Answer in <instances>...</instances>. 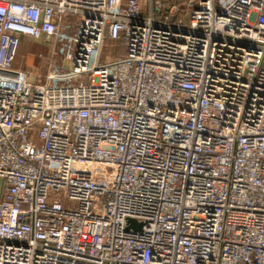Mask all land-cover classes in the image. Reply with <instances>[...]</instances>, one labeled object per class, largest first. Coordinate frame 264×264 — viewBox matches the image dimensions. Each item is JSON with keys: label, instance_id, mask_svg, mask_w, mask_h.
Listing matches in <instances>:
<instances>
[{"label": "built area", "instance_id": "obj_1", "mask_svg": "<svg viewBox=\"0 0 264 264\" xmlns=\"http://www.w3.org/2000/svg\"><path fill=\"white\" fill-rule=\"evenodd\" d=\"M145 4L0 0V264H264V0Z\"/></svg>", "mask_w": 264, "mask_h": 264}, {"label": "rangeland", "instance_id": "obj_2", "mask_svg": "<svg viewBox=\"0 0 264 264\" xmlns=\"http://www.w3.org/2000/svg\"><path fill=\"white\" fill-rule=\"evenodd\" d=\"M140 1H141V9L144 10L145 12L146 11L145 3H143V0ZM165 1L167 4L166 8H170L169 11L173 12L175 10L173 4H175L176 1L177 3H182V2L185 3L187 0H165ZM178 11L180 12V10ZM179 12L177 13L180 14ZM115 47L116 48H113L112 44L110 43L105 44L103 48V57L105 58L104 60H106L107 62H112L117 57H121L124 55V48L120 43L115 44ZM49 53H50V49L48 45L45 44L44 42H41L40 45L34 43L30 44L25 50L23 57H21L20 59V63H21L20 68L33 73L42 72L46 65Z\"/></svg>", "mask_w": 264, "mask_h": 264}, {"label": "crops", "instance_id": "obj_3", "mask_svg": "<svg viewBox=\"0 0 264 264\" xmlns=\"http://www.w3.org/2000/svg\"><path fill=\"white\" fill-rule=\"evenodd\" d=\"M164 2H165V8L162 12L163 15L169 16L172 20L182 19L184 17V15H185L184 12H186V9H187L184 2L177 3V1H176V3H175L176 5L173 4V7H175V10L173 12L169 11L170 8H166L167 7L166 1L164 0ZM143 3H145V0H143ZM145 6H146V4H145ZM145 8H146V11L144 14L147 13V7H145ZM178 10H180V12ZM177 12H179L180 14H178ZM32 43L40 45L41 41H35V40H32V39L27 38V37L21 38V41H20V44H19V47L17 50V55H16V58H15L14 63H13L14 69L24 70V69L20 68L21 67L20 59H21V57H23V54H24L25 50L27 49V47ZM24 71H26V70H24Z\"/></svg>", "mask_w": 264, "mask_h": 264}, {"label": "water", "instance_id": "obj_4", "mask_svg": "<svg viewBox=\"0 0 264 264\" xmlns=\"http://www.w3.org/2000/svg\"><path fill=\"white\" fill-rule=\"evenodd\" d=\"M128 227H134L135 229H140V224H136L133 220H127Z\"/></svg>", "mask_w": 264, "mask_h": 264}]
</instances>
